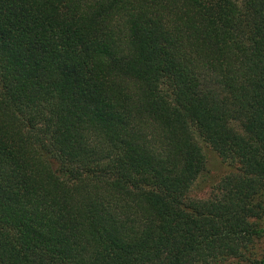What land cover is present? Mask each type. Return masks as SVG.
<instances>
[{"label":"trees","instance_id":"1","mask_svg":"<svg viewBox=\"0 0 264 264\" xmlns=\"http://www.w3.org/2000/svg\"><path fill=\"white\" fill-rule=\"evenodd\" d=\"M231 262L264 264V0H0V264Z\"/></svg>","mask_w":264,"mask_h":264},{"label":"rangeland","instance_id":"2","mask_svg":"<svg viewBox=\"0 0 264 264\" xmlns=\"http://www.w3.org/2000/svg\"><path fill=\"white\" fill-rule=\"evenodd\" d=\"M206 154V170L199 177L194 186L193 194L198 198L207 196L212 187L217 183L220 177L227 171L226 163L211 149L204 148ZM228 264H242L231 262Z\"/></svg>","mask_w":264,"mask_h":264}]
</instances>
